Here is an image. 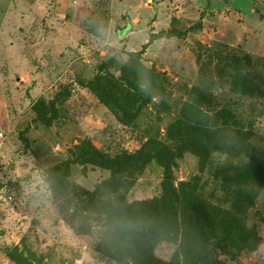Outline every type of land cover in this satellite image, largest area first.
Instances as JSON below:
<instances>
[{"label": "rangeland", "instance_id": "rangeland-1", "mask_svg": "<svg viewBox=\"0 0 264 264\" xmlns=\"http://www.w3.org/2000/svg\"><path fill=\"white\" fill-rule=\"evenodd\" d=\"M137 51L170 84L128 124L85 82L113 56L119 62L109 71L119 75L128 52ZM236 58L264 88V0H0V264H132L103 256L93 235L71 228L55 204L47 170L68 165L70 181L94 191L112 173L83 165L82 144L89 141L112 156L152 143L170 146L167 128L180 117L187 90H204L215 107L230 106L243 118L254 115L252 142L263 150L264 96L242 99L231 92L230 62ZM41 101L55 104L51 123L37 121ZM226 161L215 153L201 159L186 152L174 180L198 176L203 194L224 212L230 202L216 170ZM162 180V167L152 162L128 175L121 188L112 182L101 198H152L161 194ZM244 211L251 213L248 224L257 226L260 244L240 254L216 249V264H264V187ZM15 247L22 251L18 261ZM174 248L161 242L156 253L169 259Z\"/></svg>", "mask_w": 264, "mask_h": 264}, {"label": "trees", "instance_id": "trees-1", "mask_svg": "<svg viewBox=\"0 0 264 264\" xmlns=\"http://www.w3.org/2000/svg\"><path fill=\"white\" fill-rule=\"evenodd\" d=\"M142 54L143 51L128 52L117 76L109 68L116 66L118 58L101 60L99 73L85 82L123 123L132 124L139 109L153 97H164L170 84L164 73L142 62ZM230 63L231 92L242 99L263 97L264 88L240 70L241 61L236 58ZM186 93L180 117L167 128L170 146L152 143L136 153L124 151L112 156L89 141L82 144L83 165L92 164L112 173L113 178L94 191L72 183L68 165L47 170L46 181L65 221L77 233L93 235L98 240L97 251L103 256L132 264H216V249L240 254L260 244L257 226L248 224L251 213L244 211L254 204L259 189L264 187V149L252 142L257 136L255 116L243 118L230 106L215 107L210 95L197 87ZM35 110L37 121L44 123H51L57 114L55 104L47 106L44 101L36 104ZM186 152L201 159L213 153L227 158L216 171L218 186L230 202L229 209L222 212L209 202L198 176L175 182L173 169ZM152 162L163 169L160 195L129 201L118 194L111 201L102 200L105 187L114 182L121 188L128 175ZM161 242L175 246L169 259L156 253ZM12 253L18 261L22 251L15 247Z\"/></svg>", "mask_w": 264, "mask_h": 264}]
</instances>
